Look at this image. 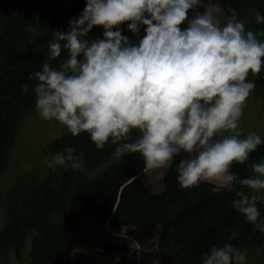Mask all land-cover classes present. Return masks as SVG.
<instances>
[{
	"label": "clouds",
	"instance_id": "1",
	"mask_svg": "<svg viewBox=\"0 0 264 264\" xmlns=\"http://www.w3.org/2000/svg\"><path fill=\"white\" fill-rule=\"evenodd\" d=\"M202 6L203 0H85L66 31L51 32L45 59L30 76L34 108L73 137L88 134L97 150L110 143L118 156L138 154L144 172L167 169L178 158L182 189L240 185L230 206L264 234L257 207L264 203V159L250 165L249 177L231 171L264 144L240 127L256 87L249 74L264 68V40L258 39L264 31L246 30L234 10L221 25ZM255 19L264 23L259 13ZM94 28H102V37L90 35ZM27 31L29 43L41 34L30 23ZM21 88L27 93L29 85ZM43 164L80 169L84 158L65 147ZM231 239L213 245L201 264H246Z\"/></svg>",
	"mask_w": 264,
	"mask_h": 264
},
{
	"label": "trees",
	"instance_id": "2",
	"mask_svg": "<svg viewBox=\"0 0 264 264\" xmlns=\"http://www.w3.org/2000/svg\"><path fill=\"white\" fill-rule=\"evenodd\" d=\"M204 5L220 9L227 18L234 10L245 21V29L264 31V23H256L257 13L264 16V0H203ZM85 0H0V178L7 171L16 136L25 120L36 114L35 96L30 79L45 59L51 32L67 30V22L77 17ZM39 18L36 24L34 18ZM28 23L40 27V35L29 43ZM121 27H125L122 25ZM102 28H94L93 38L102 37ZM124 35L132 37L128 31ZM264 40V36L258 37ZM253 77L264 88V68ZM28 84L25 93L21 85ZM72 147L82 155L84 166L48 170L45 176L23 173L2 197L5 202V224L0 231V250H15L17 257L28 244L29 264H72V228L75 212L92 215L115 229L159 227L158 257L160 264H201V256L213 245L229 241L240 250L244 247L264 248V234L254 230L230 202L235 192L214 191L213 183L182 189L175 172L178 159L163 172V188L159 193L138 176L143 160L138 154H115V145L97 150L88 134L73 137L67 130L48 144L45 159ZM264 159V144L258 146L245 165H233L239 178L253 175L250 165ZM109 164L98 176L91 173ZM264 223V203L257 204ZM98 255L121 262L135 254L125 246L102 245ZM118 258V259H117Z\"/></svg>",
	"mask_w": 264,
	"mask_h": 264
},
{
	"label": "rangeland",
	"instance_id": "3",
	"mask_svg": "<svg viewBox=\"0 0 264 264\" xmlns=\"http://www.w3.org/2000/svg\"><path fill=\"white\" fill-rule=\"evenodd\" d=\"M200 11H207L219 21L225 23L226 17L218 8L207 5ZM182 25L181 27H185ZM256 85L245 102L240 127L243 134L256 132L264 139V88L255 78L249 77ZM66 128L56 121H45L36 113L29 116L16 136L11 154V161L7 171L0 178V194H4L13 186L23 173H34L45 176L48 170L43 164L45 150L52 141L60 138ZM243 138V137H242ZM178 159V158H177ZM109 164H104L97 170L88 173L89 178L98 176ZM164 169H154L147 172L143 168L137 170L138 176L151 189L159 193L163 188ZM46 178V176L44 177ZM5 202L0 203V231L5 224ZM159 227L145 229H114L92 215L75 212L72 228L73 262L72 264H160L158 257ZM106 244H117L131 250L135 257L121 262H112L98 255V248ZM30 245L17 257V252L0 250V264H29ZM246 255V264H264V248L256 249L244 247L241 249Z\"/></svg>",
	"mask_w": 264,
	"mask_h": 264
},
{
	"label": "water",
	"instance_id": "4",
	"mask_svg": "<svg viewBox=\"0 0 264 264\" xmlns=\"http://www.w3.org/2000/svg\"><path fill=\"white\" fill-rule=\"evenodd\" d=\"M0 81H1V73H0Z\"/></svg>",
	"mask_w": 264,
	"mask_h": 264
}]
</instances>
